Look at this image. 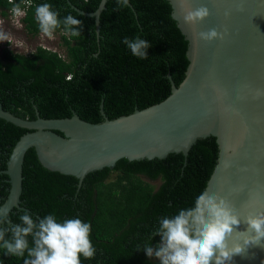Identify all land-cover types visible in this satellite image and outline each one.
I'll return each mask as SVG.
<instances>
[{"label":"trees","instance_id":"1","mask_svg":"<svg viewBox=\"0 0 264 264\" xmlns=\"http://www.w3.org/2000/svg\"><path fill=\"white\" fill-rule=\"evenodd\" d=\"M26 1L29 6L22 21L29 35L39 33L34 10L45 2L52 4L61 18L72 14L81 20L82 32L78 38L65 35L63 28L55 32L61 33L65 57L43 47L27 54L2 48L0 106L15 116L63 119L76 113L97 124L164 101L172 91L168 76L176 87L185 78L187 41L167 0H129L130 6L119 11H114L116 0H106L99 14L98 35L94 18L71 6L91 13L99 0H23L22 7ZM12 3L0 0L3 16L7 17ZM136 36L152 45L147 59L134 57L122 43ZM27 132L0 119V206L10 188L4 173L8 158ZM217 158L216 138L210 136L199 139L186 156L171 153L164 159H120L114 167L87 174L79 185L77 177L43 167L30 148L22 166L21 208H13L9 218L18 223V216L27 211L37 221L54 213L58 220L79 217L89 223L96 253L91 260L81 257V264H158L142 251L143 245L158 244L161 238L152 233L159 220L190 206L205 190ZM139 175L149 180L160 178V187ZM0 264H23V260L0 249Z\"/></svg>","mask_w":264,"mask_h":264},{"label":"water","instance_id":"2","mask_svg":"<svg viewBox=\"0 0 264 264\" xmlns=\"http://www.w3.org/2000/svg\"><path fill=\"white\" fill-rule=\"evenodd\" d=\"M167 1L187 41L189 65L178 87L168 76L172 91L164 101L97 124L76 113L30 120L0 106V119L29 131L13 147L4 171L10 188L1 206L9 213L21 208L22 166L30 148L43 167L75 176L80 185L87 174L114 167L120 159L186 156L199 139L210 136L216 138L218 158L205 190L228 197L242 214L264 210V0H190L193 9L210 11L195 28L184 23L178 0ZM105 2L99 0L91 13L71 8L93 17L98 35ZM212 28H226L228 35L210 43L196 35ZM245 228L241 224L239 230ZM231 264H264V247H250Z\"/></svg>","mask_w":264,"mask_h":264},{"label":"clouds","instance_id":"3","mask_svg":"<svg viewBox=\"0 0 264 264\" xmlns=\"http://www.w3.org/2000/svg\"><path fill=\"white\" fill-rule=\"evenodd\" d=\"M116 3L114 11H119L129 5V0H116ZM178 3L184 23L193 28L210 16L206 6L193 9L190 0H178ZM22 4L23 0L12 3L8 18L21 17L23 20L29 2H24V7ZM34 13L39 33L30 36L42 34L51 39L61 28L65 35L81 36V20L72 14L61 18L50 3L37 5ZM196 35L210 43L223 41L228 31L226 28L223 31L212 28ZM3 41H9V34L0 31V42ZM122 43L138 59H147V52L152 47L140 36L131 40L125 38ZM228 166L225 163V167ZM18 221L13 224L9 209L0 206V249L7 256L21 258L23 264H81V257L91 260L96 253L90 239L91 225L79 217L58 220L52 213L37 221L25 211L18 216ZM241 224L246 225L243 231L239 230ZM152 235L159 236L160 242L154 247L152 242L146 243L142 251L158 264H231L234 256H245L250 247H264V210L242 214L228 197L210 195L205 190L190 206L161 218Z\"/></svg>","mask_w":264,"mask_h":264},{"label":"rangeland","instance_id":"4","mask_svg":"<svg viewBox=\"0 0 264 264\" xmlns=\"http://www.w3.org/2000/svg\"><path fill=\"white\" fill-rule=\"evenodd\" d=\"M5 17L6 16H3L0 13V31H4L9 34V41L0 42L1 50L2 48L7 47L14 53L27 54L34 51L36 47H40L42 45L51 51H56L60 55L65 56L66 53L62 47L61 33H54L53 38L51 39L42 34L37 37H33L30 36L23 27H19L17 25V21H20L21 17L13 19H6ZM147 182L151 183L156 188L159 183H161L160 180Z\"/></svg>","mask_w":264,"mask_h":264},{"label":"flooded vegetation","instance_id":"5","mask_svg":"<svg viewBox=\"0 0 264 264\" xmlns=\"http://www.w3.org/2000/svg\"><path fill=\"white\" fill-rule=\"evenodd\" d=\"M6 19L8 18V15H7V17H5ZM4 18V19H5ZM9 19H13L12 17H9ZM17 25L20 27H23L24 28V23H23V21H22V18H21V20L20 21H17ZM25 29V28H24ZM40 47H43V48H45L44 46H40ZM37 48V47H36ZM50 50V49H49ZM1 51V50H0ZM139 177H140V179H142L143 181L144 180H146V181H152V182H154V181H156V180H160V178H158V179H155V180H149L147 177H145L144 175H139ZM161 181V180H160ZM152 185V184H151ZM160 185H161V183H159V185H158V187H160ZM152 221L155 223V224H157L158 223V220H154V219H152ZM157 222V223H156Z\"/></svg>","mask_w":264,"mask_h":264}]
</instances>
